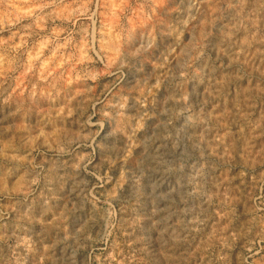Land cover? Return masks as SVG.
I'll return each mask as SVG.
<instances>
[{
  "label": "rangeland",
  "instance_id": "374dc122",
  "mask_svg": "<svg viewBox=\"0 0 264 264\" xmlns=\"http://www.w3.org/2000/svg\"><path fill=\"white\" fill-rule=\"evenodd\" d=\"M5 2L26 0H0V37L28 31L31 20L5 26ZM130 2L156 14L100 81L111 91L0 90V257L19 244L23 264H251L250 247L264 257V0ZM180 32L199 58L169 56ZM39 124L51 144L30 140ZM217 210L236 235L209 249Z\"/></svg>",
  "mask_w": 264,
  "mask_h": 264
},
{
  "label": "clouds",
  "instance_id": "9594fccd",
  "mask_svg": "<svg viewBox=\"0 0 264 264\" xmlns=\"http://www.w3.org/2000/svg\"><path fill=\"white\" fill-rule=\"evenodd\" d=\"M155 14L156 6H153L149 13L143 4L133 5L130 0H26L23 5L5 2V26L16 25L22 19L31 22L25 25L28 29L26 32L16 29L9 36L0 37V90L7 93L6 100L19 97L32 101H35L37 96H51L54 90L58 94L66 87L79 86L81 83L86 85L89 93H95L98 89L101 92L111 91L117 86L115 82L105 84L101 89L100 81L115 75L118 55L136 23L145 25ZM97 19L100 21V27H96ZM125 20L131 27H124ZM182 37L183 32H180L176 37L175 46L169 50V56L180 58L187 55L190 59L199 58L203 53L202 50H197L198 44L192 45L189 51L186 45H181ZM140 47L142 46L137 47V51ZM148 47H151V44ZM168 62L169 57L166 56L164 63ZM180 75L185 76L186 72L182 71ZM65 107L60 105L56 109V115H62ZM40 111L41 121L51 118L50 110L41 108ZM26 127V124L18 125V128ZM52 133L43 124H39L38 131L30 140L34 143L44 137L51 144L49 137L54 136ZM61 151L64 149L61 148ZM261 154H264V148L255 156ZM255 156L251 158L254 160ZM13 158L17 157L13 155ZM233 199L236 197L225 190L222 203H231ZM110 207V215L114 216L115 208L112 205ZM253 210L262 213L258 226L264 234V202L256 204ZM216 216L215 224L220 227L216 229L214 224L213 232L208 236L206 247L209 249L212 247L213 237H216L220 247L224 248L229 246V236L235 238L236 235L224 234L228 229V224L223 223V218L227 216L226 211L217 210ZM19 247V244L10 246L8 253L0 257V264H23ZM199 247L200 245H197V248ZM249 252L253 257L251 264H264V257L255 259L260 249L252 251L250 247ZM220 259L225 257L220 256Z\"/></svg>",
  "mask_w": 264,
  "mask_h": 264
}]
</instances>
